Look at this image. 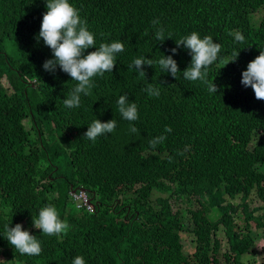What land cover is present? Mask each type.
<instances>
[{"label": "trees", "instance_id": "trees-1", "mask_svg": "<svg viewBox=\"0 0 264 264\" xmlns=\"http://www.w3.org/2000/svg\"><path fill=\"white\" fill-rule=\"evenodd\" d=\"M69 2L97 47L116 40L125 46L112 72L93 77L91 94L74 109L62 100L76 81L59 66L54 73L42 68L52 58L35 39L45 0H0V264H72L76 256L85 264H219L220 255L227 264H247L264 240V213L250 209L255 199L264 201V101L240 81L264 49V0ZM154 19L171 38L155 39ZM237 31L242 43L229 35ZM192 32L221 45L207 69L217 93L182 78L191 56L181 45L173 55L177 79L157 64L144 66L148 83L163 82L160 96L150 97L128 65L140 56L172 55L175 41ZM238 50L237 60L224 66ZM123 94L137 104L138 134L118 112ZM95 118L115 119L117 127L92 142L83 134ZM162 133L166 140L151 148L149 140ZM78 189L95 207L81 223L66 212L73 207L70 191ZM154 193L166 201L150 204ZM172 199L185 212H174ZM47 204L68 223L66 234L38 235L32 228ZM17 220L29 221L40 255L17 261L7 249L4 226ZM219 231L227 244L221 253ZM182 233L193 235L192 254L183 251Z\"/></svg>", "mask_w": 264, "mask_h": 264}, {"label": "clouds", "instance_id": "clouds-1", "mask_svg": "<svg viewBox=\"0 0 264 264\" xmlns=\"http://www.w3.org/2000/svg\"><path fill=\"white\" fill-rule=\"evenodd\" d=\"M45 8L46 12L42 16L40 30L35 39L37 43L40 39L43 40L44 45L51 49L52 58L46 59L42 68L46 72L54 73L59 66V69L67 73L71 80L76 81V84L62 101L68 109L79 108L81 96L91 94V89L94 86L93 77H102L105 73L112 72L116 64L117 54L125 50L124 43L116 40L110 43H100L97 47L94 34L87 28V22L81 18L79 9L74 7L69 0H45ZM151 24L155 28V39L160 43L166 38H171L170 34L165 36V30L160 26L158 19H154ZM229 35L233 37L236 43H242L245 39L239 31L229 32ZM175 43L176 47L169 50L172 55L160 53L158 60L140 56L134 58L128 65L130 70L146 82L144 91L150 97H159L160 89L163 87V82L154 85L146 81L144 66L153 67L154 64H157L161 73H168L177 79V74L181 72L176 60L173 59V55L177 53V48L182 45L191 56L190 64L181 73L182 78L193 82L199 81L209 93H217V85L213 83V80L207 79V69L218 60L221 45L214 43L211 36L201 38L196 32L181 37ZM90 48H95V51L85 54L86 50ZM240 50L233 51L232 58L224 66L229 62L234 63ZM240 82L244 87L252 88L257 100L264 101V49H261L259 55L248 63L246 70L242 71ZM116 105L121 118L129 122L130 132L138 134L139 130L134 125V122L139 119L137 104L130 101L127 94H123L117 99ZM116 127L117 121L115 119L101 122L95 118L87 126V131L83 137L95 142L98 137L113 133ZM171 131L172 129L168 126L164 129V133ZM164 133L149 140V146L155 148L158 144H162L167 138ZM70 198L73 207H66V212H71L75 216V221L81 223L84 212L87 214L94 213L93 201L89 198V193L86 190H71ZM159 200L166 201V196L154 193L150 204L156 205ZM178 204L179 201L175 199L170 201L171 208H175ZM9 224L4 226V238L9 243H6L7 249L15 255L17 261L25 256H38L42 251L38 238L27 230L36 228L38 235L48 236H60L69 230L68 223L60 219L57 209L51 204L39 209L38 216L32 218V228L29 221L18 222L17 220L14 227H9ZM72 264H85V260L82 256H76L73 258Z\"/></svg>", "mask_w": 264, "mask_h": 264}, {"label": "rangeland", "instance_id": "rangeland-1", "mask_svg": "<svg viewBox=\"0 0 264 264\" xmlns=\"http://www.w3.org/2000/svg\"><path fill=\"white\" fill-rule=\"evenodd\" d=\"M236 205H239V201H236ZM264 208V201H260L258 199H255L251 204H250V209H256V213L255 215H262L264 213L263 211ZM176 209H179L180 211L185 212V208H184V204L183 202H179V204L173 208V211L175 212ZM254 226V224H253ZM254 228V227H253ZM218 238H220L221 240V252H224L225 250H227V244H226V238L225 235L223 234L222 231H219L217 233ZM193 239V235L192 234H188V233H182L181 235V241L183 243V251L186 254H191L194 250V242L192 241ZM259 242L257 243L258 246V251L256 254V257H249V259L247 260V264H264V252H263V248L264 247V240L259 238ZM220 262L219 264H227L225 260H223L222 256L220 255Z\"/></svg>", "mask_w": 264, "mask_h": 264}]
</instances>
